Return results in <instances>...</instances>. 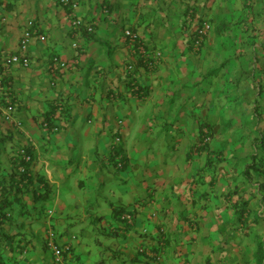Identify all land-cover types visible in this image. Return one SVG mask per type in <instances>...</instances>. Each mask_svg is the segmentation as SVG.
Listing matches in <instances>:
<instances>
[{"label":"crops","instance_id":"obj_1","mask_svg":"<svg viewBox=\"0 0 264 264\" xmlns=\"http://www.w3.org/2000/svg\"><path fill=\"white\" fill-rule=\"evenodd\" d=\"M59 1L0 0V57L34 24L0 88L7 264H264V0Z\"/></svg>","mask_w":264,"mask_h":264},{"label":"built area","instance_id":"obj_2","mask_svg":"<svg viewBox=\"0 0 264 264\" xmlns=\"http://www.w3.org/2000/svg\"><path fill=\"white\" fill-rule=\"evenodd\" d=\"M60 3L65 6H69L70 1L69 0H60ZM78 7L77 3H72L71 4V10L74 12ZM72 26L75 29H80L83 26V22L80 18L73 16L72 21H71ZM34 27V24L32 21H29L21 35L20 41H19V50L18 53L13 54L11 56L7 57H0V88L2 87L3 81H4V75L7 72V70L14 64H21L24 67H27L29 65V45L30 41L32 38V29ZM88 32L92 31V26H86L85 27ZM211 29L210 23L208 21H202L200 26L194 31V36H193V46L196 50H198L201 47L202 41L206 36L208 35L209 31ZM125 36L129 39L131 44H134L137 42V36L133 34L132 32L126 31ZM73 48H76V44H72ZM141 50V47L139 48ZM158 57V55H156ZM145 64V66L150 69L155 65V60L154 59H148L145 58L144 56L141 57ZM53 62L55 64H59V67L64 68L65 64L60 63L57 58L53 59ZM128 70L133 71L134 65H128L127 67ZM0 113H2V108L0 107ZM4 117L7 121H11V116L9 114H4ZM20 126V124H18ZM204 142H210L209 138H205ZM25 150H20L18 153L21 156L25 155ZM25 160L29 161V157L25 156ZM51 212H49L50 214ZM51 237H54L53 234H51Z\"/></svg>","mask_w":264,"mask_h":264},{"label":"trees","instance_id":"obj_3","mask_svg":"<svg viewBox=\"0 0 264 264\" xmlns=\"http://www.w3.org/2000/svg\"><path fill=\"white\" fill-rule=\"evenodd\" d=\"M69 1H70V4H69V6L67 5L66 7L71 10V4L72 3H77V2H74L72 0H69ZM63 6H65V5H63ZM87 25H89V24H84L83 23V26L79 29V31L80 32L81 31H84V33H87L88 35H91L93 33L94 28L92 26V31L91 32H88L86 30V28H85ZM206 145H208V144H206ZM21 150H23V149H21ZM24 152H25V155L24 156H21L18 153V159L16 161H14V164H13V177H12L13 180H12V182L13 183L16 182V184L28 182L29 179H30L29 166H30V162L32 160V155L29 152H26V151H24ZM25 156L26 157H29L30 160L29 161H26L25 160ZM42 197H43V199H46L47 194H44V196H42ZM3 207H6V206H3ZM7 207H11V206L8 204ZM5 221H9V218L7 216H5L4 213L0 212V238L2 236L1 233L4 231V227L6 225V222ZM1 242H2V240L0 239V243ZM260 250L261 249L258 250V261L259 262H261L262 260H264V257H262L260 255L261 254V251ZM0 264H7L6 260L3 258V255H2V247H1V244H0Z\"/></svg>","mask_w":264,"mask_h":264},{"label":"rangeland","instance_id":"obj_4","mask_svg":"<svg viewBox=\"0 0 264 264\" xmlns=\"http://www.w3.org/2000/svg\"><path fill=\"white\" fill-rule=\"evenodd\" d=\"M73 229V231H74V229H75V231L74 232H77V230H76V227H74V228H72ZM99 237H102L101 235H99ZM94 239H96V238H94ZM94 239H92V240H90L91 241V246H93L94 247V245H93V240ZM106 242V241H105ZM95 256H96V254H94ZM51 257V252L49 251L48 252V255H47V257H46V259H49ZM82 259H84L83 257H82ZM50 261H51V264H53V262H52V260L50 259Z\"/></svg>","mask_w":264,"mask_h":264},{"label":"clouds","instance_id":"obj_5","mask_svg":"<svg viewBox=\"0 0 264 264\" xmlns=\"http://www.w3.org/2000/svg\"><path fill=\"white\" fill-rule=\"evenodd\" d=\"M211 26V25H210Z\"/></svg>","mask_w":264,"mask_h":264}]
</instances>
